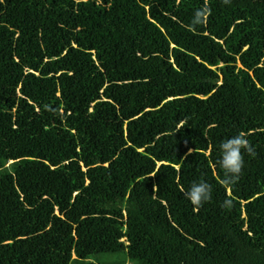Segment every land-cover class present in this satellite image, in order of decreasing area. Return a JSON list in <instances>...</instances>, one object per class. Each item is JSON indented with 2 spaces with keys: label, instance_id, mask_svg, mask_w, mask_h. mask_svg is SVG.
Masks as SVG:
<instances>
[{
  "label": "trees",
  "instance_id": "1",
  "mask_svg": "<svg viewBox=\"0 0 264 264\" xmlns=\"http://www.w3.org/2000/svg\"><path fill=\"white\" fill-rule=\"evenodd\" d=\"M105 254L264 264V0H0V264Z\"/></svg>",
  "mask_w": 264,
  "mask_h": 264
},
{
  "label": "clouds",
  "instance_id": "2",
  "mask_svg": "<svg viewBox=\"0 0 264 264\" xmlns=\"http://www.w3.org/2000/svg\"><path fill=\"white\" fill-rule=\"evenodd\" d=\"M228 3V0H224ZM206 11L198 10L195 13V24H202ZM218 166L224 171V183L234 184L240 177L245 165L244 152L253 154V149L242 135H235L224 139L218 148ZM186 198L196 207H203L212 199V186L207 182H196L185 193ZM232 206V201L226 199L222 207Z\"/></svg>",
  "mask_w": 264,
  "mask_h": 264
},
{
  "label": "rangeland",
  "instance_id": "3",
  "mask_svg": "<svg viewBox=\"0 0 264 264\" xmlns=\"http://www.w3.org/2000/svg\"><path fill=\"white\" fill-rule=\"evenodd\" d=\"M96 264H132L125 254H105L91 258Z\"/></svg>",
  "mask_w": 264,
  "mask_h": 264
}]
</instances>
